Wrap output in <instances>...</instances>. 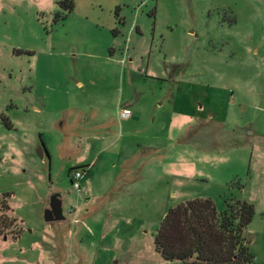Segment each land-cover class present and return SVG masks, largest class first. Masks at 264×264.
<instances>
[{
    "label": "rangeland",
    "instance_id": "374dc122",
    "mask_svg": "<svg viewBox=\"0 0 264 264\" xmlns=\"http://www.w3.org/2000/svg\"><path fill=\"white\" fill-rule=\"evenodd\" d=\"M62 1L0 0V264H167L194 199L251 204L264 264V0Z\"/></svg>",
    "mask_w": 264,
    "mask_h": 264
},
{
    "label": "trees",
    "instance_id": "16d2710c",
    "mask_svg": "<svg viewBox=\"0 0 264 264\" xmlns=\"http://www.w3.org/2000/svg\"><path fill=\"white\" fill-rule=\"evenodd\" d=\"M60 5L68 12L71 0ZM84 167H72L71 175ZM254 216L251 204L233 200L217 211L210 199L185 201L164 216L154 239L155 251L167 264H252L245 231Z\"/></svg>",
    "mask_w": 264,
    "mask_h": 264
},
{
    "label": "water",
    "instance_id": "95a60500",
    "mask_svg": "<svg viewBox=\"0 0 264 264\" xmlns=\"http://www.w3.org/2000/svg\"><path fill=\"white\" fill-rule=\"evenodd\" d=\"M37 155L42 159L44 156L43 149L39 147ZM43 220L45 223H56L65 220L62 209V200L58 194L50 197L49 208L43 212Z\"/></svg>",
    "mask_w": 264,
    "mask_h": 264
},
{
    "label": "built area",
    "instance_id": "2783aa9c",
    "mask_svg": "<svg viewBox=\"0 0 264 264\" xmlns=\"http://www.w3.org/2000/svg\"><path fill=\"white\" fill-rule=\"evenodd\" d=\"M131 115L132 111L128 107L120 109L118 112V117L120 120L129 119ZM82 172V170H76L70 175L73 188L76 189L78 192L80 191V179L83 176Z\"/></svg>",
    "mask_w": 264,
    "mask_h": 264
},
{
    "label": "crops",
    "instance_id": "0c3cea01",
    "mask_svg": "<svg viewBox=\"0 0 264 264\" xmlns=\"http://www.w3.org/2000/svg\"><path fill=\"white\" fill-rule=\"evenodd\" d=\"M81 85V83H79L78 84V86H80ZM125 107H128L129 108V106L128 105H125ZM68 110H70L71 112H75V114H84V111L83 110H81L80 108H78V107H76V108H74V107H72V108H68ZM132 111V110H131ZM119 112V111H118ZM210 116H212V115H210ZM117 117H118V115H117ZM134 117H135V115H134V113L132 112V115H131V117L129 118V119H126V120H121V121H131V120H133L134 119ZM119 118V117H118ZM84 120H85V122H86V119L85 118H83ZM63 124H64V121H60V126L61 127H63ZM83 138L82 137H79V139H77L78 141L79 140H82ZM88 140V139H87ZM154 145V144H153ZM147 146H152V145H147ZM90 165H91V160L90 159H88L87 161H84V162H81L80 164H78V165H76V166H73V167H84L85 168V170H86V168H89L90 167ZM87 172V171H86ZM86 172H85V174H86Z\"/></svg>",
    "mask_w": 264,
    "mask_h": 264
}]
</instances>
